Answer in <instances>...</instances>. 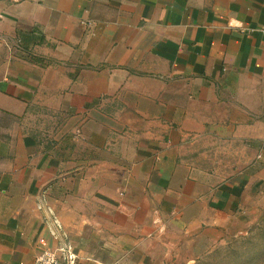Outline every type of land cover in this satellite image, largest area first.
<instances>
[{
	"label": "crops",
	"instance_id": "crops-1",
	"mask_svg": "<svg viewBox=\"0 0 264 264\" xmlns=\"http://www.w3.org/2000/svg\"><path fill=\"white\" fill-rule=\"evenodd\" d=\"M264 217V0L0 1V264H191Z\"/></svg>",
	"mask_w": 264,
	"mask_h": 264
},
{
	"label": "rangeland",
	"instance_id": "rangeland-1",
	"mask_svg": "<svg viewBox=\"0 0 264 264\" xmlns=\"http://www.w3.org/2000/svg\"><path fill=\"white\" fill-rule=\"evenodd\" d=\"M205 252L191 264H264V217L254 223L246 234Z\"/></svg>",
	"mask_w": 264,
	"mask_h": 264
},
{
	"label": "built area",
	"instance_id": "built-area-1",
	"mask_svg": "<svg viewBox=\"0 0 264 264\" xmlns=\"http://www.w3.org/2000/svg\"><path fill=\"white\" fill-rule=\"evenodd\" d=\"M76 260L77 257L71 245L63 242L54 250H45L39 254L35 258V264H76Z\"/></svg>",
	"mask_w": 264,
	"mask_h": 264
}]
</instances>
